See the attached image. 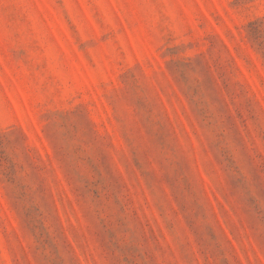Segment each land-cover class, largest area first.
<instances>
[{"label":"rangeland","instance_id":"rangeland-1","mask_svg":"<svg viewBox=\"0 0 264 264\" xmlns=\"http://www.w3.org/2000/svg\"><path fill=\"white\" fill-rule=\"evenodd\" d=\"M0 264H264V0H0Z\"/></svg>","mask_w":264,"mask_h":264}]
</instances>
